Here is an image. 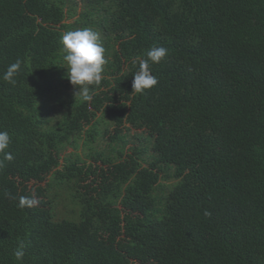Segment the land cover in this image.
I'll list each match as a JSON object with an SVG mask.
<instances>
[{
    "label": "trees",
    "instance_id": "trees-1",
    "mask_svg": "<svg viewBox=\"0 0 264 264\" xmlns=\"http://www.w3.org/2000/svg\"><path fill=\"white\" fill-rule=\"evenodd\" d=\"M84 28L108 61L87 102L61 43ZM0 130V264H264V0H0Z\"/></svg>",
    "mask_w": 264,
    "mask_h": 264
},
{
    "label": "clouds",
    "instance_id": "clouds-1",
    "mask_svg": "<svg viewBox=\"0 0 264 264\" xmlns=\"http://www.w3.org/2000/svg\"><path fill=\"white\" fill-rule=\"evenodd\" d=\"M61 43L65 52L64 60L67 64V78L76 89L75 96H79L83 101L92 100V88L99 86L103 79L104 65L107 64L105 58V48L100 42L99 33L91 28L77 29L69 31L62 36ZM167 49L159 46L147 50L146 58L139 63V71L133 75L132 93L143 94L158 84L157 78L151 74L150 63L159 64L167 56ZM21 62L17 60L8 66L3 74V80L10 84H15L14 76L18 73ZM10 144V135L7 131L0 130V153L4 159L11 161L13 156L6 151ZM37 200L32 197L21 196L19 206H33ZM205 215H210L205 212ZM15 259L22 264L24 258V245L21 244L13 253Z\"/></svg>",
    "mask_w": 264,
    "mask_h": 264
},
{
    "label": "rangeland",
    "instance_id": "rangeland-1",
    "mask_svg": "<svg viewBox=\"0 0 264 264\" xmlns=\"http://www.w3.org/2000/svg\"><path fill=\"white\" fill-rule=\"evenodd\" d=\"M78 1L79 0H76V3H78ZM56 90H60V88H57ZM66 100V98H64V101ZM50 109H53V113H54V115L55 116H53V113H51L50 114V118H53L54 120H49L50 122H51V124H53L54 122H56L58 119H59V117H60V115H59V113H57V111L53 108V106L52 105H50ZM102 126V125H101ZM100 131H102L103 130V128L101 129H99ZM108 132H112V129H109L108 130ZM123 134H126L127 135V132H123ZM108 135V134H107ZM146 135H145V133H142L141 131H136V132H132V131H130L129 133H128V135H127V137H129V138H133V139H135V137H145ZM134 140H132L131 141V143L133 142ZM106 145H107V140H106V138H105V141H102V142H100L99 144H97L96 146H95V149H94V151H97V152H102V151H104V150H106ZM135 145V144H134ZM78 154H82V151H80V147H79V149H78V151H76ZM80 154V155H81ZM173 181H169L168 183H172ZM56 202L58 203L57 204V210L58 211H62L63 213H64V211H72V210H74V211H76L77 210V208L75 207V205H73L72 203H70L68 200H67V198H66V195H65V193L64 192H62V193H60L59 194V197H56ZM64 207V208H63Z\"/></svg>",
    "mask_w": 264,
    "mask_h": 264
}]
</instances>
